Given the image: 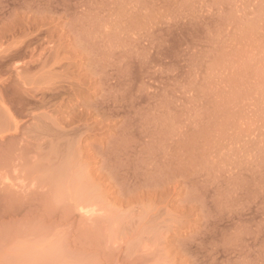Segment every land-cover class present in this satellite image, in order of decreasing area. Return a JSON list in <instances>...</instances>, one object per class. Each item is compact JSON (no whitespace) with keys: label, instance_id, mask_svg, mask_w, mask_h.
Returning a JSON list of instances; mask_svg holds the SVG:
<instances>
[{"label":"rangeland","instance_id":"obj_1","mask_svg":"<svg viewBox=\"0 0 264 264\" xmlns=\"http://www.w3.org/2000/svg\"><path fill=\"white\" fill-rule=\"evenodd\" d=\"M0 264H264V0H0Z\"/></svg>","mask_w":264,"mask_h":264}]
</instances>
